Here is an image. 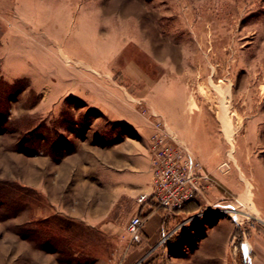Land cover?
Returning <instances> with one entry per match:
<instances>
[{"label":"rangeland","instance_id":"rangeland-1","mask_svg":"<svg viewBox=\"0 0 264 264\" xmlns=\"http://www.w3.org/2000/svg\"><path fill=\"white\" fill-rule=\"evenodd\" d=\"M157 135L212 178L167 216L138 201ZM150 205L163 217L134 242ZM250 243L263 253L264 0H0V264H249Z\"/></svg>","mask_w":264,"mask_h":264},{"label":"built area","instance_id":"built-area-1","mask_svg":"<svg viewBox=\"0 0 264 264\" xmlns=\"http://www.w3.org/2000/svg\"><path fill=\"white\" fill-rule=\"evenodd\" d=\"M151 148L153 189L139 195L140 203L153 201L166 211L167 216L190 201L206 198L212 178L188 149L183 148L172 135H157ZM149 208L157 211L151 205ZM145 221L139 213L130 218L128 231L134 242L143 240Z\"/></svg>","mask_w":264,"mask_h":264},{"label":"crops","instance_id":"crops-1","mask_svg":"<svg viewBox=\"0 0 264 264\" xmlns=\"http://www.w3.org/2000/svg\"><path fill=\"white\" fill-rule=\"evenodd\" d=\"M175 124L177 125L178 123H176V121H175ZM152 189H153V181L151 182V192H152ZM146 212L148 213L147 209H146ZM157 216H159L161 218L163 217L161 211H159V212L158 211H154V212L150 213L149 216H147L145 218L146 221H145V226H144V230H143V235L144 234L145 235L147 234V230H148V220H150L153 217H157ZM157 220H159V219L156 218L155 221H157ZM149 228H151V227H149ZM227 232H228V228L225 231L223 230V231H219L218 232L219 237L216 239L217 244H218V247L220 245V246H222L224 248V245H225V236H226ZM250 246L251 247L249 249L250 250L249 253L252 256L250 257L249 264H264V248L262 249L263 250V253H262V252H258V250L256 248V245L253 247V245L250 243Z\"/></svg>","mask_w":264,"mask_h":264},{"label":"trees","instance_id":"trees-1","mask_svg":"<svg viewBox=\"0 0 264 264\" xmlns=\"http://www.w3.org/2000/svg\"><path fill=\"white\" fill-rule=\"evenodd\" d=\"M198 203H199V201H190V202H188V203L182 208V210H183V209H187L188 207H190V206H192V205H194V204H198ZM156 210H157V209H156ZM151 212H153V210L149 211V212L146 213V214H143L142 212H139V214H140L143 218H146L147 216H149V214H150Z\"/></svg>","mask_w":264,"mask_h":264},{"label":"bare ground","instance_id":"bare-ground-1","mask_svg":"<svg viewBox=\"0 0 264 264\" xmlns=\"http://www.w3.org/2000/svg\"><path fill=\"white\" fill-rule=\"evenodd\" d=\"M8 58H10V57H8Z\"/></svg>","mask_w":264,"mask_h":264}]
</instances>
